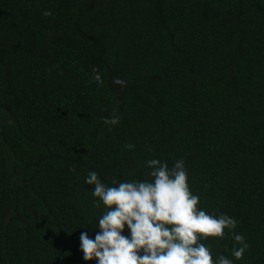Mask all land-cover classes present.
<instances>
[{"label": "trees", "instance_id": "16d2710c", "mask_svg": "<svg viewBox=\"0 0 264 264\" xmlns=\"http://www.w3.org/2000/svg\"><path fill=\"white\" fill-rule=\"evenodd\" d=\"M153 158L238 221L233 264H264V0H0V264H96L84 178L149 179ZM202 243L231 258L230 235Z\"/></svg>", "mask_w": 264, "mask_h": 264}, {"label": "clouds", "instance_id": "9594fccd", "mask_svg": "<svg viewBox=\"0 0 264 264\" xmlns=\"http://www.w3.org/2000/svg\"><path fill=\"white\" fill-rule=\"evenodd\" d=\"M43 15L51 16V11ZM93 87L104 84L98 72L90 81ZM120 88L127 81L114 78ZM104 124L115 126L119 116L113 113ZM128 150L134 148L127 144ZM149 179L118 181L109 186L96 171L84 178L91 188L93 206L103 211L95 223L94 239L88 231L79 236L84 261L96 264H233L244 258L249 245L243 234L236 232L238 221L225 213H206L198 207L200 197L194 195L188 183V171L183 159L170 168L160 159L146 162ZM125 228L128 235H125ZM231 236L234 245L231 258L220 254L213 258L211 248L202 243L208 238L224 240Z\"/></svg>", "mask_w": 264, "mask_h": 264}]
</instances>
